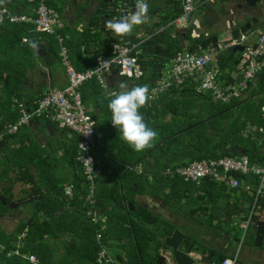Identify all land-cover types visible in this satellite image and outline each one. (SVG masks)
Masks as SVG:
<instances>
[{"label": "trees", "instance_id": "1", "mask_svg": "<svg viewBox=\"0 0 264 264\" xmlns=\"http://www.w3.org/2000/svg\"><path fill=\"white\" fill-rule=\"evenodd\" d=\"M47 4L57 10L50 1ZM57 12L59 13L58 10ZM180 13L181 9L173 19ZM25 26L31 29V26L25 24H0L1 46L17 47L20 37L28 32ZM60 34L64 37V28ZM127 37L124 36V40H128ZM166 38L164 46L151 42L142 45L139 62L145 72L141 78H129L134 86L147 84L152 88L155 85L153 81L160 78L157 74L151 73L152 66L171 63L175 53L181 50L176 40ZM211 41L212 38H202L190 49L193 53L198 52L202 45L207 47ZM235 56L230 48L215 58L218 69L216 82L221 86L235 84L232 73L235 63L239 61ZM12 59V56L7 57L5 54L0 56V77L7 73L11 80L2 87L3 94L0 95V130L15 123L21 116L19 100L25 71L16 57ZM259 78V85L262 88L264 68L259 73ZM189 79L186 78L187 81L182 86L176 87L171 84L165 92L152 97L149 103L140 109L145 122L158 133L153 146L141 152L134 151L122 139L119 129L112 125L111 111L108 108L109 93L92 80L80 88L85 104L84 94L86 87L91 83L88 89L95 94L96 105H101L104 110L99 126L100 136L96 132L95 143L91 149V155L99 170L95 183V206L109 208L104 227L90 222L86 214L89 183L85 181L82 168L76 160L79 135L75 134V138L68 140L69 143L63 147L62 157L59 159L49 156L45 149L38 147L31 140L28 149L23 148L24 153L22 148L13 152L15 157L11 169H17L19 172L17 181H25L31 185L28 198L40 199L28 204L33 209L28 221L20 223L11 233L0 230V264H28L22 257L8 256V253L16 249L21 254L36 255L44 264H57L56 254L60 259L58 264H96L98 232H101L104 243L108 240L116 241L125 250V259L120 255L115 258L118 264H157L160 250L164 249L160 241L164 236L170 235L175 226L135 204L133 199L137 194L161 200L169 208L179 211L183 208L185 213L199 222L211 224L212 221L218 220L220 221L218 227L222 223L225 224L221 228L231 236V243L233 239L238 243L239 228L242 224L237 223L238 229L233 230V216L236 213L239 215L242 209L233 205V198L236 203H242L241 199L247 202V214L254 198L246 196V192L241 188L231 189L224 183L209 179H203L198 183L184 182L175 173L166 174V170L174 172L175 169L193 161L236 155L233 148L240 149L251 163L262 162L264 155L262 152H259L260 157H254L258 158L257 160L253 158L259 156V148L250 143L251 137L249 134L245 135V132L248 127H264V118L261 116L264 98L257 102L246 101L242 98L245 93L243 92L239 97L223 103L215 99L211 92L197 93L195 83ZM90 115L92 116V113ZM33 118L48 121L43 116ZM93 118L95 119V116ZM255 136L261 137L264 141V134L256 133ZM8 137L15 139V135ZM21 144L23 145L22 141ZM59 163L62 164V168H59ZM63 167L69 169L70 175H67L69 178H63L66 176L62 172ZM7 174L6 170H1L0 180H5ZM235 177L250 183L253 188L257 185L252 177L240 175ZM65 182L73 185L72 199H68L63 193ZM11 190L12 186H8L3 191L5 194L0 192V197H10ZM6 198V201L10 200ZM125 200L133 203L134 212H127ZM257 205L260 210L264 209V197L258 199ZM7 211L8 208L0 202V216ZM247 214L244 220L247 219ZM220 219H223L222 223ZM256 222L257 216L253 217L249 225L253 230L252 239L255 235ZM126 224L128 225L125 226ZM63 235L68 238L65 240ZM58 245L62 246L59 249L61 253H56ZM193 245L185 240L183 246L193 252ZM202 254L205 255V252ZM225 257V254H219L215 263L220 264ZM240 264H244L241 258Z\"/></svg>", "mask_w": 264, "mask_h": 264}, {"label": "crops", "instance_id": "2", "mask_svg": "<svg viewBox=\"0 0 264 264\" xmlns=\"http://www.w3.org/2000/svg\"><path fill=\"white\" fill-rule=\"evenodd\" d=\"M49 1L50 4H52L59 11V14L64 22L65 45L69 50V57L71 63L77 71H85L87 69L92 68L90 66H94V60L98 56H110V43L113 41L121 43H140V53H142L143 50L141 48L142 45L146 42H151L153 44H158L159 46H164L163 44L167 40L166 37L176 40L178 46L183 51L191 50L190 48H192V45L200 41V39L202 38H212L211 43L207 45V47L202 45L199 48V51L194 53H205L204 50H208L207 52H209L210 49L219 45L216 37L214 38L209 35L202 37L198 33V26L200 29L201 24L204 21V18L202 17L203 15H207L206 17H210L211 19L215 18V11L209 9L206 12V3L208 2L207 0H194V11L202 7L205 9L201 14H199L198 17H196L191 22L192 16L194 14L193 11L187 17L186 21L184 22L185 25L183 26L171 24L175 20L173 19V16L179 12L181 6L179 0H169L167 8H175V10L165 12V17L160 23V25H158V27L151 26L145 29L144 31L136 30V35L130 34L127 37L128 40L125 39L126 41L124 40L123 36L115 35L109 29H106L104 26V24H106V10L108 9L109 11V9H111L109 7L110 0ZM227 1H230V3L228 4L229 17L228 19H226L225 22L226 26L232 30L229 40L240 41V38L244 35L246 36V41H244L243 45H254V43L256 42V31L260 29L264 24V0H260V2L256 3V6L254 7L247 6L246 0ZM214 2L215 1L213 0L212 2L208 3L214 4ZM177 5L178 9L176 7ZM33 6V3H27L25 0H6L5 5H3V7L7 8L11 14L25 15L30 14V10ZM252 19H256L257 21L255 24H252L251 29L247 33H238V35L235 36L236 38L232 35L234 31H239L240 28H242L247 22H251ZM194 23L197 29L194 28ZM25 25L31 26V29L28 26H25L28 28V32L26 33V35L20 37V41L17 44L18 46L15 48H9L8 46L2 47L0 44V56L2 54L7 55V57L12 56V60H14V57H16V59L21 62V65H23L25 77L22 82L23 90L21 94V99L19 100V104L21 105V108L23 110L30 111L34 106V102L41 98L49 90L62 89L66 87L67 77L65 74V70L61 66L57 56L59 47L56 39L51 35H45L35 32L33 30L32 25L30 24ZM23 39H27V41L23 42ZM33 43H35L38 47L33 48ZM243 45L241 47H243ZM233 49L234 47L232 48V51ZM220 53L221 52H219L218 54ZM233 54H239L237 55V57L235 56L236 58H239V61L238 63H235V68H233L232 73L233 80H235L236 83L242 80L243 71L240 64L241 53L236 52ZM168 64L170 66V62ZM166 72L163 68L161 70L160 76L166 74ZM259 73L257 74L256 78L249 83L250 85H248L247 91L242 95V98L244 100H252L254 102H257L264 98V86H262L261 88V86L259 85ZM129 80V78L120 76L117 70L113 68L105 76V86H100L106 91V93H116L121 90L119 87L121 83H125L126 85H128L129 88L133 87V83ZM9 81L11 80H9L7 73H3L0 77V95L3 94L2 87L5 86V84H7ZM92 81L98 84L95 80ZM90 84H88V86ZM88 86L86 87V93L84 94V98L86 101L84 105L87 111L90 114L92 113L93 117L95 116V120L97 123L96 132L98 136H100L99 126H101L102 123L101 118L104 114V110H102L101 105H96L95 94L91 93V90L88 89ZM13 101H15V99H13ZM102 101L103 100H101V102ZM261 109L263 111L261 116L262 118H264V107H262ZM256 133L264 134V127H248L247 132H245V135L249 134L251 137L250 143L254 144L253 146H258V153H263L264 141L261 139V137H256ZM10 135H15V139L9 138L8 136ZM71 138H75V134H73V132L67 129L59 128L56 125L50 123L49 121H45L43 119L32 118L30 123L20 127L18 131L14 134H8L5 128L3 130H0V171L6 170V172H8L6 177V179L8 180H0V192L5 194V192H3L4 189L8 186H12L11 193H9L10 197L6 196L10 198V200L6 201V197H1L5 198L6 203H20L17 209L14 210L9 209L5 205L8 208V211L4 215L0 216V224H8L11 220L14 221V224L13 228H9V231H4L1 228L0 230L4 231L5 233H11L14 231V229L17 228L20 223L28 221L31 216L30 212L25 213L19 210V207L21 205L29 204L23 203V201L27 200L28 194L31 191V185L26 184L25 181H17V178L19 177V172L17 171V169H11V166L14 164L13 158L15 157V155L12 153L17 152L19 148H22V153H24L23 148L27 147L28 149L29 142L31 140V142L36 143L38 147L45 149L49 156H55L56 159H59L62 157L63 147L67 146L66 144L69 143L68 140ZM21 141L23 142V145L21 144ZM233 152L236 154H243L240 149L233 148ZM252 152L254 153V151ZM260 153L259 156H253V158L260 157ZM254 159L257 160L258 158ZM254 162L255 164H258L257 161ZM59 165V168H62V164L59 163ZM28 168H32V166H28ZM68 171L69 169L63 167L62 172L66 175L63 176V178H69V176H67L70 175ZM138 171L140 172V167H138ZM9 179L11 180L9 181ZM65 184L71 183L65 182L63 183V186ZM39 185L42 186L40 183ZM67 198L72 199V197ZM133 200L135 204H138L139 206L147 209L150 213L154 214L155 216L168 221L170 224L175 226V229H179L180 231H182L185 234L183 245L185 243V240L191 242V246L192 244H194V251L190 253V256L195 257L197 260L201 259L200 261L203 264H216L215 260L219 254H225L226 257H228L237 249V242H235L233 239L232 246L231 236L227 235L225 232H221V230L223 231V229L221 228V226H219L220 228L218 227V222H220L218 220H214L211 224H207L204 222H199L198 219H192L190 215L187 214V212H183L180 218L178 217L177 219H175L178 220L177 222H175L171 221L170 219H165L159 215L160 212L164 211L162 209V203L164 204L163 201L161 202V200L147 196L145 194H137L135 195ZM241 202L242 203H236L235 198H233V205H237V207L242 209V212L239 213V215L244 214L247 208V202H243L242 199ZM124 203L127 206L128 213L134 212L135 206L130 200H125ZM129 203L132 204L133 210H131ZM95 208L100 216V220L97 223L93 224H101V227H104L107 222L106 213L109 211V208H101L96 206ZM237 214L238 213L233 216V220L237 217ZM24 215H27V219L23 221ZM170 217L171 219L173 218V216ZM16 220H19V222H17ZM88 220L90 221L89 216ZM127 225L128 224H126L125 226ZM105 245L108 251L112 250L115 252V254H112L109 251V253L113 256L114 259L118 255L122 256L125 259V250L120 247L119 242L108 240L107 242H105ZM161 250L159 256L161 255ZM203 252H205V255L202 254ZM211 255L213 256L212 258ZM240 256L242 258L244 257L243 259H245L247 264H250V262L248 261V257H250V255L245 256L244 253H240ZM256 257L257 258L251 256L252 259L257 260L258 256ZM257 261L260 262V258Z\"/></svg>", "mask_w": 264, "mask_h": 264}, {"label": "built area", "instance_id": "3", "mask_svg": "<svg viewBox=\"0 0 264 264\" xmlns=\"http://www.w3.org/2000/svg\"><path fill=\"white\" fill-rule=\"evenodd\" d=\"M25 1L34 5L29 15L11 14L7 8L0 6V18L3 20L0 24H30L35 32L53 36L58 43L57 56L65 70L67 85L62 89L49 90L34 102L32 110L25 111L21 108V116L15 123L8 125L5 130L8 134H14L20 127L30 123L33 117L43 116L57 127L79 135L76 160L82 168L85 181L89 183L86 195L87 214L92 223H97L100 216L95 208V183L99 170L96 168L97 163L91 155V149L95 143L97 123L85 108L80 88L91 80L105 86V76L113 68L122 77L141 78L145 71L139 62L140 43L113 41L110 43V56H98L95 58L92 68L77 71L71 63L64 37L60 34V31L64 28V22L60 14L47 4L49 0ZM207 1L212 2L213 0ZM179 2L181 13L171 24L183 26L187 17L195 10V2L194 0H179ZM26 41L27 39H23V42ZM244 41H246V36L243 35L240 41L228 40L223 46L219 44L205 53L177 51L171 59L169 71L159 78L161 84H155L152 88H149L151 98L165 92L171 84L176 87L184 85L187 81L186 78H190L189 80L195 83L197 93L211 92L215 99L221 100L223 103H228L233 98L239 97L241 93L247 91L248 84L256 78L264 67V24L256 31L254 45L244 46ZM242 45L243 51L240 60L243 71L242 80L234 85L221 86L216 82V76L218 75L217 64H215L216 56L220 51ZM90 127H92L90 134L85 135ZM88 159L92 160V165ZM174 173L184 182L198 183L203 179H209L224 183L231 189L241 188L246 192V196H252L254 202L246 221L241 225L244 232L247 231L258 211L264 212V209L260 210L257 205L258 199L264 197V155L262 162L258 164L251 163L247 155L236 154L218 159L193 161L186 166L175 169L174 172L166 170V174L173 175ZM235 175L254 178L257 183L256 187L253 188L250 183L238 180ZM63 193L66 197H73V185L65 184ZM96 245L98 247L96 264H117L102 240L101 232L96 234ZM8 256L22 257L28 264H44L36 255L21 254L18 249L8 253ZM240 258V248L237 247L236 251L225 257L220 264H240Z\"/></svg>", "mask_w": 264, "mask_h": 264}, {"label": "clouds", "instance_id": "4", "mask_svg": "<svg viewBox=\"0 0 264 264\" xmlns=\"http://www.w3.org/2000/svg\"><path fill=\"white\" fill-rule=\"evenodd\" d=\"M5 3L6 0H0V6L5 5ZM147 12L146 0H135V11L131 15H126L117 20H107L106 28L118 36L129 35L134 27L146 22ZM2 22L3 20L0 18V23ZM32 47L37 48L38 46L33 43ZM119 87L121 89L119 92L109 93L108 108L111 111V123L119 129L122 139L134 151L141 152L150 149L158 133L148 126L140 112V109L151 100L149 87L145 84L129 88L125 83H121ZM91 128L85 135L90 134ZM88 160L92 165V160Z\"/></svg>", "mask_w": 264, "mask_h": 264}, {"label": "water", "instance_id": "5", "mask_svg": "<svg viewBox=\"0 0 264 264\" xmlns=\"http://www.w3.org/2000/svg\"><path fill=\"white\" fill-rule=\"evenodd\" d=\"M168 1L169 0H146L148 4L146 22L142 25L134 27L131 34L136 35L135 32L136 30L144 31L145 29L151 26L158 27V25H160V23L165 17L164 16L165 12L175 10V8H167ZM259 2L260 0H246V4L249 7H254L256 6V3ZM109 4H110L109 7L111 9H109V11L108 9L106 10L107 11V15L105 16L106 21L109 19H113V20L120 19L126 15H131L135 11V0H110ZM256 21H257L256 19H252L251 22H247L242 28H240L239 31H234L232 35L235 37L238 35V33L239 34L247 33L251 29L252 24H255ZM104 26L106 28V24H104ZM188 51L192 52L191 50ZM242 51H243V47L235 46L232 52L241 53ZM163 68L164 66L155 64L151 68V73L160 76L161 70ZM39 199H40L39 197L30 198L24 200L23 203H31L32 201H37ZM0 202L2 203V205H6L9 209H13V210L17 209V207L20 204L16 202L6 203L5 198L3 197H0ZM129 206L131 207V210H133V206L131 203H129ZM254 225L256 229L254 236V247L260 248L264 239V222L258 221ZM184 238H185V234L179 229H175L170 235L164 236V238L160 241L162 243V247L164 248V250L166 249L167 251L170 252L173 264H195V261L197 260L195 257L190 256L191 253V251H189L190 249L186 250L184 248L183 246ZM163 262H166V257L160 255L158 258V264H161Z\"/></svg>", "mask_w": 264, "mask_h": 264}, {"label": "rangeland", "instance_id": "6", "mask_svg": "<svg viewBox=\"0 0 264 264\" xmlns=\"http://www.w3.org/2000/svg\"><path fill=\"white\" fill-rule=\"evenodd\" d=\"M214 1H215L214 4H209L208 2L206 3L207 4L206 5L207 6L206 12L209 9L215 11V16H214L215 18L211 19L210 17H206L207 15L206 16L203 15L202 17L204 18V21L202 22L200 29H199V26H198V33L202 37L208 36V35L211 36V37H214V38L216 37L217 42L221 46H223L224 43L229 40L230 34L232 32V30L229 27L226 26V22H225L226 19H228V17H229L228 4L230 3V1H227V0H214ZM204 9L205 8L202 7V8H198L196 11H194V14L192 16L191 22L196 17H198L199 14H201ZM208 16H209V13H208ZM194 25H195V23H194ZM194 28L197 29L196 25H195ZM199 34H198V36H199ZM204 51L207 52L208 50H204ZM236 57H237V55H236ZM169 68H170V66H169L168 62H166L164 64V71L165 72L169 71ZM148 70L149 69L147 68V72H148ZM153 83L161 84V81H160V79H156V80L153 81ZM219 203H222V202H219ZM162 209L164 211L160 212L159 215L162 216L165 219H170L171 221H175V222L178 221V220H175V219H177L178 217L180 218L182 216L183 212H184L183 208H182V211L181 210L179 211V210H177L175 208H169L165 203L164 204L162 203ZM19 210H21V211H23L25 213L30 212V214H32V212H33V209L31 208V205H27V204L21 205L19 207ZM205 213H207V212H205ZM169 214H170V216H173L172 219L169 216ZM246 214H247V212L244 213V214L237 215V217L234 218V220H233V230L234 229H238L237 223L241 222V224H243L246 221V220H244V218L246 217ZM248 214H249V212H248ZM256 216L258 217V221H260V222L263 221L264 222V212L258 211ZM221 218H223V217H221ZM26 219H27V215H24L23 221L26 220ZM220 220H221V223H222L223 219H220ZM16 221L19 222V220H16ZM13 224H14V221L11 220L10 223H8V224L7 223L6 224H4V223L0 224V228L2 230H4V231H9V228H13ZM221 226L224 227L225 224L222 223ZM221 232L223 233L224 231L221 230ZM252 233H253L252 226H250L248 228L247 233L244 232L243 228L242 229L239 228L238 238L240 240L237 243V247L240 248V253H242V254L244 253L245 256H248V255L251 256L252 254H253L254 257L258 256L260 258V262H258L256 259H253V260L255 262H257L258 264H264V243H263V245H261L260 248H255L254 247V239H252ZM63 238H65V240H66L68 237L66 235H63ZM59 245H58L56 253H61V250H59V249H61L62 246H59ZM231 245L233 246V242L231 243ZM109 251H110V253L115 254L114 251H112V250H109ZM56 255H57V257H55V258L57 259V264H58L60 259H58V257H59L58 254H56ZM161 255L166 257V263L167 264H173V261H172V258H171V254H170L169 251H167L166 249L165 250H161ZM54 256H55V254H54ZM243 258L241 257V262H243L244 264H247V262ZM195 264H203V263L200 260H196Z\"/></svg>", "mask_w": 264, "mask_h": 264}, {"label": "flooded vegetation", "instance_id": "7", "mask_svg": "<svg viewBox=\"0 0 264 264\" xmlns=\"http://www.w3.org/2000/svg\"><path fill=\"white\" fill-rule=\"evenodd\" d=\"M175 2V1H174ZM177 4V3H176ZM177 7V9H178V5L176 6ZM263 222V221H262ZM255 232H256V229H255ZM255 236V235H254ZM264 243V239H263V242H262V244ZM251 256H253V254L251 255ZM251 256L250 257H248V261L250 262V264H258L257 262H255L252 258H251ZM213 256L211 255V258H212ZM255 258H257V257H255ZM257 260H259V257H258V259Z\"/></svg>", "mask_w": 264, "mask_h": 264}]
</instances>
